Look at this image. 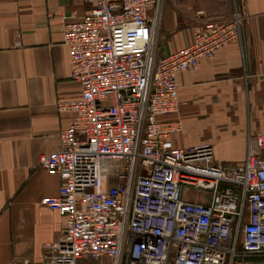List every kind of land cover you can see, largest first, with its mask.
<instances>
[{
	"label": "built area",
	"instance_id": "obj_1",
	"mask_svg": "<svg viewBox=\"0 0 264 264\" xmlns=\"http://www.w3.org/2000/svg\"><path fill=\"white\" fill-rule=\"evenodd\" d=\"M67 16L63 43L81 96L58 148L39 165L61 178L40 203L64 218L43 259L14 264H245L264 252V130L248 135L244 159L219 163L209 143L177 147L175 75L240 37L245 14L197 25L192 42L156 56L162 0H85Z\"/></svg>",
	"mask_w": 264,
	"mask_h": 264
},
{
	"label": "crops",
	"instance_id": "obj_2",
	"mask_svg": "<svg viewBox=\"0 0 264 264\" xmlns=\"http://www.w3.org/2000/svg\"><path fill=\"white\" fill-rule=\"evenodd\" d=\"M88 9L85 0H0V264L38 262L44 244L64 232L63 216L40 203L58 194L61 178L41 168L39 157L58 148V132L74 116L57 102L81 96L63 25ZM235 10L245 14L240 37L178 72V111L160 116L180 121L175 146L209 143L219 163L241 162L248 135L264 130V0H162L156 45V56L175 52L192 42L197 25Z\"/></svg>",
	"mask_w": 264,
	"mask_h": 264
},
{
	"label": "rangeland",
	"instance_id": "obj_3",
	"mask_svg": "<svg viewBox=\"0 0 264 264\" xmlns=\"http://www.w3.org/2000/svg\"><path fill=\"white\" fill-rule=\"evenodd\" d=\"M201 16H203L204 19H207L208 18V12L201 14ZM215 159H216V157H215ZM244 262H245V264H264V252L248 254V255L244 256Z\"/></svg>",
	"mask_w": 264,
	"mask_h": 264
}]
</instances>
